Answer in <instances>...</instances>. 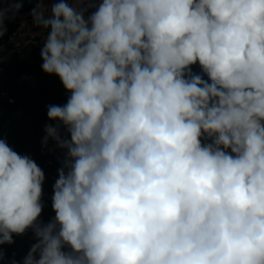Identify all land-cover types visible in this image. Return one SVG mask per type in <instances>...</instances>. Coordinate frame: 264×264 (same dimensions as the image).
<instances>
[{
	"label": "clouds",
	"instance_id": "clouds-1",
	"mask_svg": "<svg viewBox=\"0 0 264 264\" xmlns=\"http://www.w3.org/2000/svg\"><path fill=\"white\" fill-rule=\"evenodd\" d=\"M22 7L0 6V36ZM31 15L41 70L70 93L42 144L65 155L44 223L43 170L0 138V245L31 229L22 264H264V0Z\"/></svg>",
	"mask_w": 264,
	"mask_h": 264
},
{
	"label": "trees",
	"instance_id": "trees-1",
	"mask_svg": "<svg viewBox=\"0 0 264 264\" xmlns=\"http://www.w3.org/2000/svg\"><path fill=\"white\" fill-rule=\"evenodd\" d=\"M15 2H21L23 7L14 14L8 13L9 18L5 21L7 31L0 36V47H4L0 56V138H6L13 150L30 156L43 170V209L38 219L47 223L55 215L51 207L52 189L65 155L64 150L52 140L42 144L45 125L55 123L47 119V106L65 104L70 93L65 91L57 76L41 70L40 44L31 45L30 50L25 48L22 55L5 53L9 39L18 29L23 16L32 13L33 8L40 4V0H0V6ZM92 11L90 8L85 17ZM191 73L202 75L207 80L198 64L191 66ZM61 134L64 135L63 129ZM13 241L10 245H0V264H13V261L22 264L31 246L36 243L31 229L23 235L14 234Z\"/></svg>",
	"mask_w": 264,
	"mask_h": 264
},
{
	"label": "rangeland",
	"instance_id": "rangeland-1",
	"mask_svg": "<svg viewBox=\"0 0 264 264\" xmlns=\"http://www.w3.org/2000/svg\"><path fill=\"white\" fill-rule=\"evenodd\" d=\"M59 2V0H40V5L44 9L45 17L51 15V7L54 3ZM67 3H71V0H65ZM89 2V0H85ZM99 2H97L98 4ZM95 9H93L94 11ZM19 27L16 32L12 35L11 40L8 42L9 47L5 48V53H16L20 52L24 47L30 45L40 44L43 45L47 37L46 34L40 32L41 27H37L33 22V17L30 14L23 16L19 22ZM4 47H0V56L2 54Z\"/></svg>",
	"mask_w": 264,
	"mask_h": 264
},
{
	"label": "water",
	"instance_id": "water-1",
	"mask_svg": "<svg viewBox=\"0 0 264 264\" xmlns=\"http://www.w3.org/2000/svg\"><path fill=\"white\" fill-rule=\"evenodd\" d=\"M40 32L43 33V34H47V33H48V30L41 28V29H40ZM40 47H43V45H40ZM30 48H31V47H30ZM30 48H29V49H30ZM190 70H191V66H190Z\"/></svg>",
	"mask_w": 264,
	"mask_h": 264
},
{
	"label": "flooded vegetation",
	"instance_id": "flooded-vegetation-1",
	"mask_svg": "<svg viewBox=\"0 0 264 264\" xmlns=\"http://www.w3.org/2000/svg\"><path fill=\"white\" fill-rule=\"evenodd\" d=\"M31 47V45L30 46H26V47H24L20 52H16V53H19V55H22V54H24V52H23V50L26 48V49H29ZM30 50V49H29ZM10 54H13V52L12 53H10ZM9 54V55H10Z\"/></svg>",
	"mask_w": 264,
	"mask_h": 264
},
{
	"label": "bare ground",
	"instance_id": "bare-ground-1",
	"mask_svg": "<svg viewBox=\"0 0 264 264\" xmlns=\"http://www.w3.org/2000/svg\"><path fill=\"white\" fill-rule=\"evenodd\" d=\"M74 2V0H71V3L70 4H72Z\"/></svg>",
	"mask_w": 264,
	"mask_h": 264
}]
</instances>
